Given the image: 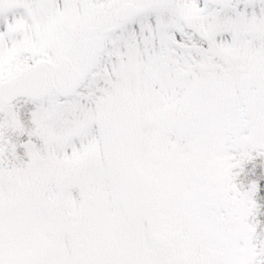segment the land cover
Wrapping results in <instances>:
<instances>
[{"label":"snow or ice","instance_id":"obj_1","mask_svg":"<svg viewBox=\"0 0 264 264\" xmlns=\"http://www.w3.org/2000/svg\"><path fill=\"white\" fill-rule=\"evenodd\" d=\"M0 264H264V0H0Z\"/></svg>","mask_w":264,"mask_h":264}]
</instances>
